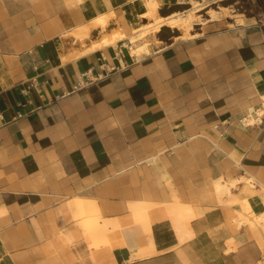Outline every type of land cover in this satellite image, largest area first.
<instances>
[{
  "label": "crops",
  "instance_id": "1",
  "mask_svg": "<svg viewBox=\"0 0 264 264\" xmlns=\"http://www.w3.org/2000/svg\"><path fill=\"white\" fill-rule=\"evenodd\" d=\"M235 1L136 57L88 50L138 26L134 1L0 0V264H264V108L238 121L264 96V11Z\"/></svg>",
  "mask_w": 264,
  "mask_h": 264
},
{
  "label": "bare ground",
  "instance_id": "2",
  "mask_svg": "<svg viewBox=\"0 0 264 264\" xmlns=\"http://www.w3.org/2000/svg\"><path fill=\"white\" fill-rule=\"evenodd\" d=\"M131 1H134L133 2L134 11L132 14L130 13L131 15L129 16L128 20L132 22L131 21L132 19L138 20L139 18H144L146 22L142 23L140 26L137 27H131L132 26L131 23L129 24L130 26L129 28L126 25L122 24L123 26H118L115 30L111 31L110 34H102L98 40H95L91 43V46L89 47L88 50L100 49L102 47H114L118 41H123L127 46L129 54L131 56L138 57L139 55L148 52L147 45L150 42H153L154 44L157 43V41L155 40V33L158 32L162 27L165 26L171 29H175L177 32H179L178 37L182 40H186L192 37L190 30L192 29L193 24L195 23L204 24L208 20L219 19L220 18L219 10L222 9L220 6H217L216 8L211 7V4H215L219 0H211V1L188 0V4L190 6L187 9H184L183 11L180 12H172L167 16H161L158 14V8L160 7L161 0H131ZM179 2L183 3L184 1L179 0ZM204 10L206 17H202V15L199 14L201 11ZM114 16L115 15L112 12L107 14L99 13L97 15H93L91 17L90 25L100 28L101 32L103 33V31L107 26L108 20ZM236 22L239 24L241 23V20L237 19ZM125 28L129 30L126 31ZM77 30L78 32H81V35H75L76 37L83 38V36H85L88 33L87 32L88 29L85 27H79L77 28ZM261 99L264 100V96H261ZM253 111L254 109L250 108L249 111L247 112L250 114L249 118L246 120L247 124L251 125L254 123V121L252 120L253 118L251 116V113ZM241 179H242L241 177L229 179L227 181V184L229 187H234L237 183H239ZM217 190L219 191V193H222L224 191H228V188L225 184H218ZM177 223H175V225H177ZM182 225H183L182 227L185 226L184 224ZM182 237L179 238L180 242L184 238Z\"/></svg>",
  "mask_w": 264,
  "mask_h": 264
},
{
  "label": "rangeland",
  "instance_id": "3",
  "mask_svg": "<svg viewBox=\"0 0 264 264\" xmlns=\"http://www.w3.org/2000/svg\"><path fill=\"white\" fill-rule=\"evenodd\" d=\"M133 2V1H132ZM235 2H237L236 4H232L233 7H235V9H248V8H252V9H257L259 8V6L256 4V1L253 0V2H251L250 0H236ZM233 3V2H231ZM264 3V1H263ZM225 4V3H224ZM132 5H134V3H132ZM189 6H184L182 9H187ZM213 8H216V6H211ZM260 7H262V5H260ZM264 11V6L261 8ZM171 9L167 10L166 12L169 13ZM172 13V12H171ZM200 15H202L204 17V12H200ZM146 20L144 18H139L137 21V25L140 26L142 23H145ZM168 28V27H167ZM171 35H177L178 32L175 29H171L169 28Z\"/></svg>",
  "mask_w": 264,
  "mask_h": 264
},
{
  "label": "built area",
  "instance_id": "4",
  "mask_svg": "<svg viewBox=\"0 0 264 264\" xmlns=\"http://www.w3.org/2000/svg\"><path fill=\"white\" fill-rule=\"evenodd\" d=\"M81 86V82H78L77 84H76V86H74V88L76 89V88H78V87H80ZM264 108V100L263 99H261L260 98V101H259V106H258V108H256V110H254L252 113H251V116H252V120L255 122L256 120H258V118H260L261 117V109H263ZM258 111H259V113H258ZM249 113H247L246 112V115H244L243 117H241L238 121L242 124V125H250V124H247V119L249 118ZM254 124V123H253ZM253 124H251V125H253Z\"/></svg>",
  "mask_w": 264,
  "mask_h": 264
},
{
  "label": "flooded vegetation",
  "instance_id": "5",
  "mask_svg": "<svg viewBox=\"0 0 264 264\" xmlns=\"http://www.w3.org/2000/svg\"><path fill=\"white\" fill-rule=\"evenodd\" d=\"M256 1V4L260 7V5H262V7L264 6V3H263V1L264 0H255ZM261 7V8H262Z\"/></svg>",
  "mask_w": 264,
  "mask_h": 264
},
{
  "label": "water",
  "instance_id": "6",
  "mask_svg": "<svg viewBox=\"0 0 264 264\" xmlns=\"http://www.w3.org/2000/svg\"><path fill=\"white\" fill-rule=\"evenodd\" d=\"M167 27H162L160 30L166 29ZM168 29V28H167Z\"/></svg>",
  "mask_w": 264,
  "mask_h": 264
}]
</instances>
